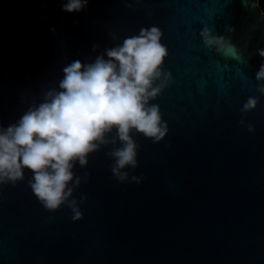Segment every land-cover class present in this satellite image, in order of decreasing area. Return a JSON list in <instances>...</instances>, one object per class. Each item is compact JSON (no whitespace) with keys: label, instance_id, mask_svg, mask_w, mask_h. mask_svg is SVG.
Listing matches in <instances>:
<instances>
[{"label":"water","instance_id":"obj_1","mask_svg":"<svg viewBox=\"0 0 264 264\" xmlns=\"http://www.w3.org/2000/svg\"><path fill=\"white\" fill-rule=\"evenodd\" d=\"M66 2L0 0V125L58 89L66 65L92 62L156 26L172 82L150 103L168 132L154 143L133 130L138 167L124 169V182L106 155L119 141L89 154L86 167L77 163L76 176L90 173L69 198L78 201V221L66 204L43 207L30 170L0 186V264H264L260 0H89L79 12L63 11ZM204 27L235 52L206 48ZM249 97L259 103L243 112Z\"/></svg>","mask_w":264,"mask_h":264},{"label":"clouds","instance_id":"obj_2","mask_svg":"<svg viewBox=\"0 0 264 264\" xmlns=\"http://www.w3.org/2000/svg\"><path fill=\"white\" fill-rule=\"evenodd\" d=\"M88 3L67 0L62 10L79 12ZM200 36L209 50L235 52L225 36L213 35L208 27L201 30ZM162 37L159 27L141 28L138 35L107 48L92 62H71L63 68L58 89L45 91L43 100L28 107L15 123L6 128L0 125V186L15 185L25 179V170H30L28 185L43 207L56 211L66 204L74 213L73 221H78L82 218L78 201L69 198L82 180L87 182L90 173L76 176L73 169L77 163L86 167L89 154L117 141L121 146L106 155L114 161V177L120 182L128 180L129 173L124 169L138 167L139 145L131 135L133 130L154 143L168 132L159 105L150 103L172 82L171 72L162 67L168 56ZM258 53L264 57V49ZM255 79L264 81V64ZM257 91L264 94V83ZM258 103L259 97H249L242 111L254 110ZM248 130L255 129L249 124ZM113 131L115 135L109 139ZM131 179L140 182L137 176ZM85 199L81 196V201Z\"/></svg>","mask_w":264,"mask_h":264},{"label":"trees","instance_id":"obj_3","mask_svg":"<svg viewBox=\"0 0 264 264\" xmlns=\"http://www.w3.org/2000/svg\"><path fill=\"white\" fill-rule=\"evenodd\" d=\"M260 6H261L262 9L264 10V0H260Z\"/></svg>","mask_w":264,"mask_h":264}]
</instances>
